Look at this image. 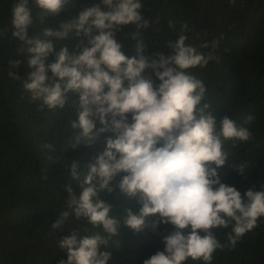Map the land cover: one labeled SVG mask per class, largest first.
<instances>
[{"label": "clouds", "instance_id": "clouds-1", "mask_svg": "<svg viewBox=\"0 0 264 264\" xmlns=\"http://www.w3.org/2000/svg\"><path fill=\"white\" fill-rule=\"evenodd\" d=\"M70 2L32 0L30 7V0H16L12 37L22 42L18 50L27 54L30 71L24 78L12 71L20 60L10 61L8 70L38 111L63 109L72 95L78 96L72 100L77 118L69 121L75 130L73 148L91 146L103 133L113 134L86 164L87 171H78L79 160L70 163V175L82 191L77 196L71 183L65 186L67 210L52 228H60L70 213L91 227L85 229L90 234L74 230L59 241L67 258L58 264H109L113 253L102 246L106 249L122 229H149L160 235L161 225H171L162 235L164 248L143 264H186L189 258L213 264L218 251L234 250L264 218V185L256 190L252 184L241 193L222 181L226 168L244 174L249 167L244 161L235 163L227 145L253 140L250 125L255 117L246 115L242 123L227 114L217 118L209 103H202L208 89L197 73L219 60L223 34L210 41L204 39L207 33L190 37L185 23L178 38L167 41L168 54L147 56L140 40L130 57L116 37L129 25L149 26L141 0H93L58 28L45 27L43 39L29 37L33 8L43 25ZM70 34L80 38L79 51L66 46L56 51L49 37L63 40ZM139 34L131 33L133 38ZM148 69L155 80L144 75ZM102 192L133 206L112 214L113 206L100 198Z\"/></svg>", "mask_w": 264, "mask_h": 264}, {"label": "trees", "instance_id": "trees-1", "mask_svg": "<svg viewBox=\"0 0 264 264\" xmlns=\"http://www.w3.org/2000/svg\"><path fill=\"white\" fill-rule=\"evenodd\" d=\"M15 2L0 0V264H58L60 259L67 258L59 241L74 230L81 236L90 234L85 229L91 227L70 213L60 228H52L61 212L67 210L65 186L71 183L77 196L82 191L79 182L70 175V163L79 160L78 171H87L86 164L103 151L106 137L113 134L103 133L93 145L73 148L75 130L69 121L77 118L72 100L78 96L70 94L72 99L63 109L41 112L29 101L21 82L8 76L10 61H21L19 67L12 68L21 78L30 71L27 54L18 50L22 42L12 37ZM91 2L71 0L59 16L47 18L43 25L37 20L38 10L33 8L29 37L43 39L45 27L58 28L60 23L77 17L83 4ZM141 2L142 17L149 21V26L136 29L135 25H129L116 37L130 57L136 55L135 45L140 40L145 45V55L168 54L167 41L178 38L185 23L190 37L195 32L207 33L204 39L210 41L223 34L216 53L219 60L210 61L206 69L197 73L208 89L202 103H209V111L217 118L227 114L242 123L246 115L255 117L250 125L253 140L234 147L233 142L227 145L234 153L235 163L244 161L249 167L244 174L226 168L222 181L241 193L252 184L260 190L264 185V0ZM29 6L32 7V0ZM137 31L139 36L133 38L131 33ZM49 39L56 51L65 46L70 52L79 51L80 38L74 35L63 40ZM49 60H54V54ZM144 75L155 80L150 69ZM100 198L113 206L115 215L133 206L114 193L102 192ZM170 230L171 225H161V234L156 235L149 229L141 233L122 229L102 250L113 253L109 264H143L144 259L163 250L162 235ZM218 235L224 238L223 232ZM186 264L201 262L189 258ZM213 264H264V218L234 250L218 251Z\"/></svg>", "mask_w": 264, "mask_h": 264}]
</instances>
